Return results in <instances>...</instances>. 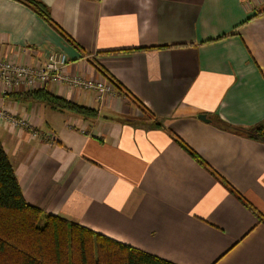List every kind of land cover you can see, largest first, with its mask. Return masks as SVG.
<instances>
[{
	"label": "crops",
	"instance_id": "1",
	"mask_svg": "<svg viewBox=\"0 0 264 264\" xmlns=\"http://www.w3.org/2000/svg\"><path fill=\"white\" fill-rule=\"evenodd\" d=\"M40 1L52 22L0 0V58L63 51L66 74L111 77L125 94L40 88L90 118L0 84V107L30 123H0L26 201L177 264H264V222L170 133L264 215V143L214 121L264 122V0Z\"/></svg>",
	"mask_w": 264,
	"mask_h": 264
},
{
	"label": "trees",
	"instance_id": "2",
	"mask_svg": "<svg viewBox=\"0 0 264 264\" xmlns=\"http://www.w3.org/2000/svg\"><path fill=\"white\" fill-rule=\"evenodd\" d=\"M31 6L47 21L51 12L40 0H19ZM108 76V75H107ZM119 94L121 85L111 77ZM29 99L46 103L55 109L70 110L95 118L98 111L52 94L46 89L26 92ZM216 125L226 131L264 143V122L250 128L234 127L215 117ZM157 127L162 121H151ZM177 143L202 164L246 206L260 222L256 207L248 202L225 179L178 135L170 131ZM0 264H177L140 248L126 244L79 223L47 213L29 204L23 194L15 169L0 139Z\"/></svg>",
	"mask_w": 264,
	"mask_h": 264
},
{
	"label": "built area",
	"instance_id": "3",
	"mask_svg": "<svg viewBox=\"0 0 264 264\" xmlns=\"http://www.w3.org/2000/svg\"><path fill=\"white\" fill-rule=\"evenodd\" d=\"M69 64L70 59L63 51L50 52L44 62L38 65H23L0 58V84L5 93L15 90L34 91L49 83L66 84L85 90L93 89L98 93L100 100L115 91V86L111 82H100L81 75L66 74ZM0 123H7L14 127L28 128L30 126L27 119L12 115L2 107H0Z\"/></svg>",
	"mask_w": 264,
	"mask_h": 264
},
{
	"label": "rangeland",
	"instance_id": "4",
	"mask_svg": "<svg viewBox=\"0 0 264 264\" xmlns=\"http://www.w3.org/2000/svg\"><path fill=\"white\" fill-rule=\"evenodd\" d=\"M83 77H85V76H83ZM85 78H87V77H85ZM87 79H91V78H87ZM92 80H96V81H100V82H106V83H110V81H108V80H104V79H92ZM114 85V84H113ZM70 88H72V89H77V90H82V91H87V92H92V93H95V94H97L98 95V93L97 92H95V90H93V89H91V90H85V89H83V88H75V87H71V86H69ZM117 94H119V92H118V89L115 87V91L114 92H112V93H110V95L109 96H112V97H114V96H116ZM105 97H106V95H105ZM105 97H103L102 99H104ZM99 98V97H98ZM100 99V98H99ZM101 99V100H102ZM148 118V116H146L145 117V119H147ZM148 121V120H147ZM146 122V121H145ZM34 135H35V133H34ZM36 136V135H35Z\"/></svg>",
	"mask_w": 264,
	"mask_h": 264
},
{
	"label": "water",
	"instance_id": "5",
	"mask_svg": "<svg viewBox=\"0 0 264 264\" xmlns=\"http://www.w3.org/2000/svg\"><path fill=\"white\" fill-rule=\"evenodd\" d=\"M199 118H200L201 120H203V121H206V122H211V121H212L211 118L208 117V115H206V114H201V115H199Z\"/></svg>",
	"mask_w": 264,
	"mask_h": 264
}]
</instances>
